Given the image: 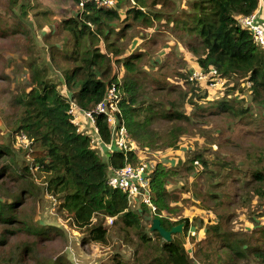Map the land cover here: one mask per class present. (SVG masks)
Returning a JSON list of instances; mask_svg holds the SVG:
<instances>
[{"label":"trees","instance_id":"obj_1","mask_svg":"<svg viewBox=\"0 0 264 264\" xmlns=\"http://www.w3.org/2000/svg\"><path fill=\"white\" fill-rule=\"evenodd\" d=\"M75 1L77 4L80 2ZM133 1L134 5L129 7L125 17L120 12L123 0H117L116 5L110 8L86 2L76 15L62 21V30L66 32L63 37L69 38L68 44H56L52 51H48V56L52 59L51 63L62 71L64 92L58 89L57 83L47 79L46 68L41 70L36 62L31 64L32 85L30 90L17 96L15 107L18 113L11 125L14 136L24 134L30 142L27 147L29 158L20 163L12 147L0 142V224L10 226L8 230L11 232L23 231L41 237L53 236L54 231L59 230L37 224L19 212L23 203L40 193L35 177L43 176L45 188L59 195L62 207L74 223L87 229L85 240H106L108 229L104 221L107 217H116L122 222L123 230L137 232L145 249V253L133 264H195L190 249L175 235H172L171 241H166L158 231H154L157 237L154 240L143 224L148 210L152 220L159 218L167 230L180 223H184V233L190 228L188 218L173 221L168 216L173 211L168 182L178 171L160 161L153 162L150 187L157 212L151 213L150 207L142 201L139 203L142 211L131 209L128 194L109 186L107 178L109 167L118 168L127 162L136 165L139 156L129 151L126 158L122 151H117L103 160L92 145L88 128L79 131L71 121V104L74 102L81 112L90 109L105 97L108 87L116 83L123 93L120 107L128 133L142 150L175 147L180 142L179 135L184 133L181 126L164 134L159 133L152 127L154 117L183 120L187 118L183 110L186 104H192L201 111L196 112L197 115L208 110L203 105L208 102L207 92L203 89L209 87L189 81V75L186 77L187 83L191 84L189 90L180 94L179 101H169L168 109L162 103L159 109L152 105L144 106L138 82L127 77L123 81L118 80L113 73L114 64L125 67L128 72L140 73L139 55H126L112 40L114 33L121 37L127 26L132 24L126 20L130 15L134 21H141L144 25H151L157 20L180 30L199 68L205 71L216 68L219 76L225 79L228 95L236 92L243 94L244 88L240 85L244 83L251 90L250 96L254 101L264 100V47L256 38L255 31L241 22L243 17L255 11L260 17V0H192L190 9H178L176 15L149 10L147 0ZM11 2V5L18 4L17 0ZM118 23L120 29H117ZM100 44L108 48L114 58L101 49ZM244 101L245 97L239 100L231 96L211 106L217 112L221 110L253 117L255 114L250 115ZM143 111L146 112L142 118ZM82 123L87 124L85 119ZM97 125L103 139L110 141V127L104 114L97 116ZM196 158L200 159L201 155L194 156L192 161ZM181 162L178 159L176 164ZM194 168V163L186 166L187 170ZM251 175L257 186L253 190L264 194V167L257 165ZM6 179L14 184L6 185ZM203 234H210L209 242L214 236L225 252L239 257H246L248 250H255L259 262L264 264L263 248L224 230L220 222L207 226ZM2 242L5 238L1 234ZM207 258L210 259V256ZM221 259L218 256L217 260ZM4 261L10 263L9 259ZM115 264L125 263L118 259ZM208 264H211L210 261Z\"/></svg>","mask_w":264,"mask_h":264},{"label":"rangeland","instance_id":"obj_2","mask_svg":"<svg viewBox=\"0 0 264 264\" xmlns=\"http://www.w3.org/2000/svg\"><path fill=\"white\" fill-rule=\"evenodd\" d=\"M17 1V5H11V0H0V142L10 145L22 163L29 158L27 147L30 142L26 135L14 136L11 132L18 113L16 98L30 90L33 62L41 70L46 68L47 79L57 83L58 89L64 92L62 71L51 63L48 51L56 44H68L69 38L63 37L66 32L62 30V21L76 15L80 8L75 0ZM190 1L147 0V3L151 11L176 15L178 9H190ZM122 3L120 12L125 17L134 2L123 0ZM261 17L260 12L258 21L264 34ZM126 20L132 24L127 26L123 36L117 37L114 33L112 40L126 55H139L140 73L128 72L116 64L113 73L118 80L127 77L138 82L144 106L159 109L162 103L168 109L169 101H179L180 94L189 90L191 84L187 83L186 77L189 75V81H193L190 73L199 65L187 48L185 37H181L182 32L170 27L169 23L156 20L151 25H144L134 21L132 15ZM119 26L118 23L117 29ZM100 45L114 58L108 48ZM240 87L244 88L243 94L231 95L225 92L226 85L204 87L208 102L203 105L208 110L202 111L201 115L196 114L201 111L192 104H186L183 110L187 118L183 120L154 117L152 127L159 133H167L176 126H181L184 133L179 135L180 142L175 147L159 146L143 153L148 163L160 161L178 171L168 182L173 209L168 216L173 221L188 218L190 228L186 233L183 228L173 236L190 249L195 264H208V261L211 264H263L255 250H248L246 257H239L225 252L214 236L209 242L210 234H203L207 226L220 222L224 230L264 249V194L253 190L257 186L251 175L257 165L264 167V100L254 101L251 90L244 83ZM231 96L239 100L245 97L244 104L250 109V115L255 114L253 117L257 118L217 112L211 106ZM199 154L201 158L193 162V157ZM102 159L106 160L104 156ZM178 159L182 160L180 164H176ZM193 163L195 168L187 170L186 166ZM35 182L40 186V193L23 203L19 212L37 224L59 230L54 231L53 236L41 237L23 231L11 232L10 226L0 224V236L5 238V242L0 243V264H115L118 259L133 264L145 253L137 232L123 230L122 222L116 217L112 224L108 219L104 221L108 229L106 240H85L87 229L74 223L62 207L59 195L45 188L43 176L35 177ZM247 182H251L250 185ZM5 184L13 185L14 182L6 179ZM131 202V209L142 211L137 201ZM151 220L152 215L147 210L143 224L155 240ZM218 256L222 257L220 261Z\"/></svg>","mask_w":264,"mask_h":264},{"label":"built area","instance_id":"obj_3","mask_svg":"<svg viewBox=\"0 0 264 264\" xmlns=\"http://www.w3.org/2000/svg\"><path fill=\"white\" fill-rule=\"evenodd\" d=\"M86 2H95L98 6L110 8L116 5L117 0H80L78 4L79 8H82ZM241 22L255 31L256 38L264 47L263 27L258 21L257 11L243 17ZM190 80L205 82L210 88L221 87L225 82V79L219 76L216 68L205 71L199 67L191 71ZM122 99L123 93L120 91L119 85L112 83L108 87L105 97L90 109L81 112L80 108L78 110L75 106L76 104L72 102L70 113L73 115V118L71 121L78 126L79 131L88 128L89 131L87 133L90 134L93 147L106 160L117 151H122L126 155V158L129 151L139 156V162L136 165L127 162L124 166L118 168L109 167L110 171L107 183L113 188L126 192L130 203H132V200L138 203L142 201L150 207L152 213H156L157 206L153 202L150 187V172L153 168V163H148L144 159L143 153L146 150H142L128 133L120 107ZM101 114H104L107 118L111 133L110 141L103 139L97 125V116ZM84 119L87 124L82 123ZM107 219L112 224L115 218L107 217Z\"/></svg>","mask_w":264,"mask_h":264},{"label":"water","instance_id":"obj_4","mask_svg":"<svg viewBox=\"0 0 264 264\" xmlns=\"http://www.w3.org/2000/svg\"><path fill=\"white\" fill-rule=\"evenodd\" d=\"M184 223H180L178 225L173 226L170 230H167L161 225V221L159 218H154L152 220L151 230L158 231L159 234L165 239L166 241L172 240V235L174 233L181 232L183 229Z\"/></svg>","mask_w":264,"mask_h":264},{"label":"crops","instance_id":"obj_5","mask_svg":"<svg viewBox=\"0 0 264 264\" xmlns=\"http://www.w3.org/2000/svg\"><path fill=\"white\" fill-rule=\"evenodd\" d=\"M259 14L261 12L262 19L264 20V0H260Z\"/></svg>","mask_w":264,"mask_h":264},{"label":"clouds","instance_id":"obj_6","mask_svg":"<svg viewBox=\"0 0 264 264\" xmlns=\"http://www.w3.org/2000/svg\"><path fill=\"white\" fill-rule=\"evenodd\" d=\"M156 205V204H155ZM155 214V213H154Z\"/></svg>","mask_w":264,"mask_h":264}]
</instances>
